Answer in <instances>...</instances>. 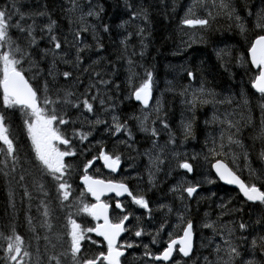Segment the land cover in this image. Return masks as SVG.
Listing matches in <instances>:
<instances>
[{"label":"snow or ice","instance_id":"snow-or-ice-1","mask_svg":"<svg viewBox=\"0 0 264 264\" xmlns=\"http://www.w3.org/2000/svg\"><path fill=\"white\" fill-rule=\"evenodd\" d=\"M203 0H194V4L189 7L188 12L181 24L189 28H206L210 21L208 18H199L194 12V8L201 6ZM71 7L67 9L68 13L75 15L77 12L79 16L73 21L69 19V23L76 22L80 25L73 33V41L71 46L76 48L75 61H69L65 59L61 53L64 50L65 45L69 44L67 37L63 40L56 34L55 20H52L49 16V23L41 29L45 35L41 36V39H47L48 47L41 49L37 55L39 60L33 59L34 49L38 47V40L35 34L36 29V17H43L48 15L46 11H33L29 13L21 12L17 6V0H11L9 5L0 8V100L5 110L7 109H18L24 117L23 123L27 132L28 139L31 142V152L34 155L37 170L40 174L39 179H43L45 175L52 177L56 183L57 198L61 203V207H64V202L69 201L73 195L72 185L65 179L70 166L65 162V157L75 156L74 150H67L72 148V141L67 137L60 126L67 127L69 124H75V120L66 119L68 109H73L83 114L84 112L96 114L95 102L98 100L99 104L103 107L111 97L105 98L101 91L102 85H109V81L102 78L100 72H95L93 66L84 68V72H92L95 79L90 78V82L85 88L83 93H75L67 89H57L55 91V98L49 95L52 89L49 86V81L45 79L43 85V97L40 95V89L34 87L33 83L26 78L23 64L28 62L30 64L29 71H33V79L44 73V69L41 68L40 61L47 60L49 56L52 57V61L47 68V77L51 78L54 83L59 75H62L65 80L72 79L73 73L71 71H64L60 73L57 69V63L62 61L65 64H73L74 67L79 68L82 66V53L89 45L84 44V48L76 47V45L83 42L82 33L89 31V27L92 28L95 33V26L87 25V17H99L103 11L101 6H96L95 9L92 7L85 13L81 8L78 0H71ZM212 8L216 10V14L226 15L230 20L235 19L237 27L240 32L246 33L247 29L241 22L242 18L236 14L235 8L232 6L230 0H213ZM250 15L252 13H249ZM143 15L145 21L148 19V13L146 10L141 9L140 12H133V18H138ZM212 11H209L208 16H212ZM19 19H15L16 17ZM256 16V27L264 30V8H261L255 13ZM26 19H31V24H25ZM15 30L18 35L14 38L12 35ZM104 31H109V26L104 25ZM141 32L144 29H140ZM93 39H96L95 34ZM128 37H125L121 41L124 45V51L127 53ZM97 47H103L102 44H97ZM134 55V53H132ZM143 55V53H141ZM218 55H220L218 53ZM247 56L250 58L251 65L258 70V75L255 76L251 81V87L255 92L259 93L260 99L264 100V35H257L255 40L250 44L247 49ZM124 58L123 56L121 57ZM243 65L245 63V57L242 54L237 61ZM98 62H93V65ZM128 77L127 82L129 84L130 95L135 98L136 101L142 105L141 114L138 116L131 117L137 121L140 131L150 133L151 137L159 136V129L155 127L157 121L162 125L164 130H168V141L165 145H160L156 139L152 141V148L145 152V156L148 159L147 172L149 177V183L153 182L155 172L160 170V166L165 163L161 159V155L164 153L165 148L168 144L175 143V134L170 130V126L165 117L161 116L162 106L159 100L156 102V106L153 108L150 104V100L153 98V85L154 78L151 71L146 70L144 77L139 78V84L136 83L138 74L134 70V61L131 57L127 58ZM189 77H194V73L189 71L187 73ZM77 79H79L77 77ZM119 87V86H117ZM95 89V94H93ZM180 95L187 97L189 95L187 89L182 91ZM191 99H186L185 103L190 106V109L194 112L197 105L215 103V93L206 90L203 86L200 89L194 90L191 94ZM211 97L212 99H207ZM223 103V101H221ZM231 103V100L227 101ZM248 101L244 100L246 106ZM262 112L261 126L259 130V138L264 140V103L260 105ZM107 111V109H105ZM155 114V119L152 118V114ZM231 114H225V119L219 121L222 125L219 138L213 137L211 139V147L208 149V155L205 156L207 160L209 156L215 159V163L211 166L215 169L216 175L220 180L227 184L238 186L240 192L243 193L247 201L259 202L264 205V191L261 187H258L256 183H245L240 178L236 171L229 167V164L225 162L228 156L232 157L233 162L237 159V152L233 149H242V141L237 138L240 131V122L229 119ZM246 122L251 121V116L242 117ZM151 120L152 126H149ZM219 118L213 116L212 122H217ZM87 123L91 127L103 124L102 121L97 118L92 121L85 117V121L81 122V127L84 123ZM207 123V121H206ZM194 117L188 120H181V131L184 139L193 137L194 135ZM235 128L236 131L232 132ZM107 131L110 135L115 136L118 133H126L128 138H132V131L128 127V122H121L120 118L116 115L112 116V124L108 127ZM91 135V132H85L79 129L73 128V137L79 136L80 141H85ZM100 143V142H97ZM118 144H127V141H118ZM61 146H65V150H62ZM131 147V145H129ZM227 149V150H226ZM0 154L4 156V159L0 161L4 168H9V160H11L10 171L14 172L19 157L17 155V147L14 144L13 139L10 135V129L6 125V116L3 112H0ZM245 160L248 158L247 152L241 153ZM260 157L264 159V150L261 151ZM103 160L104 166L115 172L121 163V155L116 153H109L103 146L99 148V156L93 157V160H89L84 164V174L80 177L83 182V190L80 193V197L76 202L69 207L74 208L75 212H69L66 217V224L64 226L65 232L57 235V240L63 241L65 237L68 241V249L66 255L71 256L72 264H122L121 258L125 255V250L133 248L134 245L131 242L119 243V238L122 233L129 231L126 227L125 222L131 217V213L124 214L114 222L110 217L109 203L104 202L101 199L107 193H115L116 197L127 194L131 197L132 203L145 209L148 212L149 218H151L152 209L150 202L145 198L144 195L134 194L129 186L124 182H113L112 180L97 179L88 175V169L93 164L94 160ZM173 159L176 161L175 167L177 169L185 170L187 173L194 171L193 164L189 162L187 158L181 159L180 153H174ZM196 159V157H192ZM5 176L9 173L5 171ZM250 176L255 179H264V172L257 173L255 170L249 169ZM24 180V176L20 177ZM39 179L34 178L33 184L44 196L48 193L44 191L45 185L39 182ZM211 182V181H209ZM188 185L185 187V185ZM197 185H192L187 180H181L170 189L173 193H179L177 199L181 202L185 200V193L187 198H192L197 192ZM264 186V185H262ZM86 194H90L94 199L95 203L85 202ZM13 193L9 192L11 199ZM24 195L31 200V194L27 188L24 191ZM40 207L43 208V221L41 227L51 230L52 225L48 222L50 215L49 208L45 201L42 199L37 211ZM159 209H167V213L174 211L173 207L166 204H160ZM115 208L119 209L121 213L125 212L124 205L117 200ZM188 211L187 205L184 204V210H176L178 224L176 228L182 231V235H174L169 233V240L167 246L163 249V252L156 255L154 259L156 261H170L173 257L174 251L178 249V253L182 254L183 257L191 258V254L194 250V225L191 219L186 217ZM86 215L96 221L94 227H82L81 223H78L73 218L74 215ZM207 215V213L205 214ZM28 224L30 227L33 225V218L29 216ZM137 221H140V217H136ZM102 221V223L100 222ZM256 223H264V220H257ZM164 224L160 225L156 235L153 237V243L157 242L159 233L164 230ZM205 228L212 229L214 235L219 236L220 242L215 244L213 249L215 259L210 260L205 257V264H257L255 259H243L241 251V245L236 240H243L247 244V238L243 235L244 232L248 231L250 225L243 220L240 222H232L228 225H222L217 227L215 222L205 223ZM32 231H35V227H32ZM240 232L239 237L236 236L237 232ZM90 233H95L96 236L102 237L103 242L106 243V251H99L98 254L92 256H83V242L91 241L92 244H97L96 240H92ZM136 237H142L144 235L143 227H138L134 233ZM6 242V253L7 261L9 264H25V258H29V264H31L29 251L25 250L24 239L21 235L17 234L14 230L11 235L0 236ZM45 239H48L46 236ZM259 247L264 252V235L253 237L251 241V248L253 251ZM145 256H151V252L148 251V246L144 245ZM50 261L55 260V264H61L58 257H49ZM179 264V261H177ZM264 264V261L260 262Z\"/></svg>","mask_w":264,"mask_h":264},{"label":"trees","instance_id":"trees-1","mask_svg":"<svg viewBox=\"0 0 264 264\" xmlns=\"http://www.w3.org/2000/svg\"><path fill=\"white\" fill-rule=\"evenodd\" d=\"M3 1L0 0V5ZM8 1L10 4L11 0ZM99 1L93 9L96 6L103 8L104 12L100 13L99 16V28L103 27V29L102 31L98 29L94 34L100 38L99 40L103 45V47H100L102 48L101 57L107 54V44H110L109 47H111L112 57L118 58V61L108 58L110 68L122 66L124 69L123 75L127 79L129 67L127 58L131 57L134 61V70L137 74L144 76L146 70L151 71L155 84H165L166 101L164 113L167 121L175 125L177 116L174 113V108L176 107L177 109L180 105L179 102L183 99L179 96L185 90L184 85L188 79L187 71L193 72V80L199 81L202 85L209 87L218 94L215 95V103L217 107L224 110L223 112L233 113V110H235L234 112L237 113V108L241 107L234 121L240 122L238 137L242 141L243 148L233 150L237 152V159L240 161H243V155L241 153L244 150L248 151L249 156L253 159L251 163L253 168L251 169L257 173L264 172V168L259 166L256 160V156L262 146L258 132L259 123L255 122L252 127L247 126L248 122L242 119V117L246 118L250 116V112L244 104L243 106L240 105L241 102H239V107L238 105L235 106L237 107L235 109H227L223 104L218 103L227 100L228 98L226 97L228 96L239 98L241 91H243L245 98L247 96L250 98L251 105H249V109H255V102L254 99L251 101V90L248 84L252 70L248 64L246 52L253 38L263 31L261 28L256 27L255 13L261 8H264V0H230L236 10V14L242 18L241 22L247 29V32L243 34L237 27L234 18L230 20L226 15L216 14V10L212 8L213 0H203L201 6L194 8L197 17L209 19V25L206 28L196 27L190 30L184 29L181 21L185 18L189 7L194 4V0ZM218 2L219 0H217ZM17 6L24 13L33 11H46L48 13L46 16L36 17L35 34L38 40V47L34 49L33 59L39 60L37 53L42 49V40L46 42V39H41V36L44 35L41 32V27L49 23V16L58 23L60 32L57 34L59 37L62 40L67 37L70 42V34L68 32L70 33L72 29L69 26L66 30L64 23H68L69 19L71 18L73 20V18L63 8V3L60 0H17ZM141 9L147 11V21H145L143 15L135 19L133 18V12H140ZM209 11H212V16H208ZM249 13L252 14L250 15ZM15 19H19V17L17 16ZM24 23L31 24L32 20L26 19ZM104 25L109 26V31H104ZM140 29H144V31L141 32ZM12 35L15 38L18 33L13 30ZM125 37H128L127 53L124 51V45L121 44V41ZM97 49V46L93 49L91 45L89 54L96 53ZM75 53L76 50H74V56L67 60L75 61ZM242 54L245 57V63L243 65L237 62ZM122 56L124 57L123 59L121 58ZM93 61L95 60L90 61L89 66L92 65ZM42 65L41 60L39 66ZM72 67L75 68V75L79 78H76L77 81H82L80 76L84 72V69L77 70L73 64ZM169 69L175 72V76H172L173 72H169ZM95 70V72H103V79L105 80H108V77H110V70L106 68L97 67ZM89 82L87 83L89 84ZM120 87L123 88L122 78ZM59 88L68 90L69 86L67 84ZM225 90L229 91V93L225 92ZM120 99H123V97H120ZM209 99L212 98L210 97ZM203 109L199 108L202 112L206 110L205 108ZM198 114L199 111L197 110L196 115ZM121 115L125 121H128L125 113ZM193 117L195 118V116ZM188 118L191 119L189 114L183 120H187ZM13 128L18 134V125L14 124ZM197 132L199 133L198 136L200 135V139L197 140L196 146H199L202 143L199 128L194 129V133L197 134ZM133 135L135 139H131V142L135 148L146 145L147 136L145 137L135 133ZM18 136L19 138L21 137V130ZM20 149L21 146L18 148V152H20ZM131 150L129 149V151ZM21 151L22 153H19L20 163H18V168L14 172L10 171L11 160H9L8 169L4 168L3 164H0V236L11 235L14 230L22 237L24 235L26 237L28 236L27 241L30 238L34 245L36 244L37 237L45 238L47 236L48 239L46 240L50 242L47 248H25V250L31 254V264H35L36 259L38 260V264H51L48 254L51 251L54 256L56 248H50L51 246H56L54 235H57V232L54 231L53 235L51 232L45 231L44 227L40 226L43 221V212L40 209L37 211V209L42 199L49 208L54 206L55 199L53 195L44 196L34 186L33 180L34 178L39 179L40 174L38 171L33 173V167L35 166L32 162H28L30 159L28 152H25L23 148ZM3 159L4 156L0 154V161ZM5 171L9 173L7 176L4 174ZM21 176H24V180L20 179ZM39 182L45 185V192L48 193L52 190L51 185L46 180L39 179ZM257 184L264 189V186H262L264 185V179H258ZM26 188L31 194V200L24 195ZM160 188L158 187L156 191L162 196L161 200L168 204L167 193L162 187ZM212 189H215L213 193L209 192L204 194L199 202H197L198 199L194 201V209L193 212L191 210V214L196 226H198L197 223L199 221L201 222L205 218H207L208 223L215 222L218 228L222 225L231 224L232 222L238 223L241 220L248 223L251 227L255 225L256 229L262 225V223L258 225L256 222L257 220L263 219V212L254 208L253 211H250L251 209L248 210L245 216L241 211L243 202L240 201L238 196L232 195L228 188L220 184L213 185ZM9 192L13 193L11 199ZM206 213L207 215H205ZM29 216L33 218V225L31 227L27 219ZM221 218H225L227 221H222ZM26 227L29 230H26ZM32 227H35V231H32ZM256 229V232H252L253 237L260 236V231ZM6 246V242L0 238V264H9L6 253L4 252ZM256 251L258 257L261 255L264 258V252L260 249H256ZM25 264H29L28 257L25 258Z\"/></svg>","mask_w":264,"mask_h":264},{"label":"rangeland","instance_id":"rangeland-1","mask_svg":"<svg viewBox=\"0 0 264 264\" xmlns=\"http://www.w3.org/2000/svg\"><path fill=\"white\" fill-rule=\"evenodd\" d=\"M6 5H9V1L8 0H4L2 3H1V5L0 6H2V7H5ZM63 5L64 6H66L67 7V9H69L70 7H71V3L68 1V0H63ZM102 29H103V27L101 28V31H102ZM109 45L110 44H107V48H106V51H107V54L99 61V65L101 66V68H106L107 70H110V74H111V76L112 77H115L116 75H117V72H118V70H119V68L117 69V67L116 66H114L112 69L110 68V62L108 61V58H110L111 60H115V61H118V58H116V57H112L113 56V54L111 53V51H110V48L111 47H109ZM154 51V50H153ZM45 63H46V69L48 68V66H49V64L51 63V61L50 60H45ZM95 68H97L96 66H93V70L95 69ZM169 72H173L172 73V76H175V72L174 71H171L170 69H169ZM108 73V72H107ZM104 77V76H103ZM75 84H77L76 82H70V85H72V86H74ZM156 85V90H155V94H156V99H157V97H158V95L159 94H163V96H165V94H166V92L164 91V89H165V84H160V85H157V84H155ZM122 86H123V88H129V84H128V82H127V79L125 78V76L123 75V77H122ZM187 86V88H188V90H189V95H188V97L187 98H185L184 97V99H182V102H183V104H185L186 105V103H185V100L186 99H191V93L194 91V90H197V89H200L201 88V86H203L206 90H210V91H212V92H214L215 93V91H213L212 89H210L209 87H207V86H205V85H202V83H200L199 81H195V80H193V79H190V81H189V83L186 85ZM123 88H119L118 90L116 89L114 92H113V95H114V97L117 99V100H119L120 99V97H124V96H126V92L125 91H121ZM168 90V89H167ZM225 92H227V93H229V91H226L225 90ZM241 96L239 97V98H236L235 97V101L238 103L239 101H241L242 99H243V91H241V94H240ZM232 97L233 96H231V97H226V98H228V100H231L232 99ZM207 99H209L210 97H206ZM155 99V100H156ZM166 101V100H165ZM156 102L157 101H154L153 102V104H152V107L154 108L155 106H156ZM182 102H179L180 103V105H179V107L176 109V107L174 108V113H175V115L177 116V117H179L181 120L184 118V117H186V115L187 114H189V116H199V115H196V114H193L192 113V111L190 110V109H188L187 107L186 108H184L183 106H182ZM232 102V101H231ZM212 103H209V104H203V105H200V104H198L197 105V107L198 108H201V109H203V108H205V109H208L209 107H210V105H211ZM241 106H243V104L241 103L240 104ZM190 107V106H189ZM204 110V109H203ZM136 115H137V113H136ZM152 118L153 119H155V115L154 116H152ZM219 118V120L214 124L209 118H204V120H205V123H206V121H207V123H206V125H205V129L204 130H208V131H210V133L213 135V136H215V135H218L219 134V131H218V126H217V124L218 123H220L219 121H222L223 119H225V113L223 114V118L220 116V117H218ZM133 120H135V119H133ZM202 120V119H201ZM201 120L199 121V119H198V117L196 118V119H194V124H193V129H195V128H200L201 127ZM128 122V121H127ZM175 123L176 124H178V125H181V121H179L178 119L176 120L175 119ZM149 125H151V120L149 121ZM129 128H131L132 127V132H133V134L135 133V134H139V135H141V136H147L148 137V133H145V132H142V131H140V129H139V126L138 125H136L135 124V122L133 123V126H132V120H130V126H128ZM201 129V128H200ZM149 138H147V141H146V145L148 144V140ZM201 139H202V143H200V145L199 146H197V148H204L205 149V151L204 152H201V155H207L208 154V149H209V147H211V145H210V143H209V141L207 140V138H206V134L204 133V131H203V133H202V131H201ZM129 145H131V147L134 145L132 142H131V140L129 141V143L127 144V146H126V149L127 148H130L129 147ZM152 148V147H151ZM130 150H131V148H130ZM197 151H198V149H197ZM199 152V151H198ZM174 153H180L181 154V151L178 149V150H176V151H174L173 153H171L170 154V156H171V158H173V154ZM200 153V152H199ZM143 155H145V153H142ZM184 155H186V152L184 153ZM186 158H188V157H186ZM145 169L144 170H146L147 171V165H148V159H147V157L145 156ZM179 181H181V179H179L178 181H177V183L179 182ZM177 183L175 184V185H177ZM178 193V192H177ZM161 203L162 204H166V205H168L167 203H165L163 200H161ZM167 220V219H166ZM166 220H165V222H166ZM162 221H164V217H160L159 218V220H158V222L160 223V222H162ZM207 222V218H205L203 221H199V223H197V225H200V226H202V225H204L205 223ZM202 229L203 230H205V227H203L202 226ZM214 239V238H213ZM214 242L216 243V241L214 240ZM247 248H242V246H241V251L242 252H244V250H246ZM35 264H38V260L36 259V261H35Z\"/></svg>","mask_w":264,"mask_h":264},{"label":"flooded vegetation","instance_id":"flooded-vegetation-1","mask_svg":"<svg viewBox=\"0 0 264 264\" xmlns=\"http://www.w3.org/2000/svg\"><path fill=\"white\" fill-rule=\"evenodd\" d=\"M103 146V145H101ZM99 146V148L101 147ZM107 145L103 146L106 147ZM99 148L97 149V154L99 153ZM91 170L94 171V167L93 165L91 166ZM104 173V172H103ZM104 177H107L109 179H114L116 181H124L122 179V177H120L119 175H115L113 177L109 176L108 174L104 173L103 175ZM126 182V181H124ZM131 187L132 185L127 182ZM137 185H141V182L137 181L136 182ZM105 202L109 203L111 205V209H113V207L115 208V203L116 201L113 199V197H106L105 198ZM130 211L129 213H131V217L130 220L128 222H126V227L129 229V231L125 232L120 238H119V243L123 244L125 242H131L133 243L134 247L133 248H129L126 249V251H139L141 250L140 247H142L143 245H150V243H152L153 241L151 239H149L148 235H143L142 237H136L134 235L136 229L138 227H143L144 225H147L148 228V232L150 234L153 233H157V230L160 228V225L164 223V221L162 222H158V218L155 216L153 219L147 221V219L142 215V208H140L139 206L135 205L132 203V200H130ZM92 203V201L90 202ZM145 210V209H144ZM153 214L156 215V213H154L152 211ZM120 217V214L116 213L115 215L112 216V220L114 222H116L118 220V218ZM136 217H140V221L138 222ZM159 217H163L162 214L159 215ZM101 222V221H100ZM81 223L82 227L87 228V227H94L96 224V221L93 220L91 217L88 216L87 218V223H83V222H79ZM92 238V240H96L98 243L97 244H92L91 241H87L88 244V248L87 251L92 252L93 254H98L99 251H106V243L103 242V240L100 237H97L94 233H90L89 234ZM142 238H144V240H142Z\"/></svg>","mask_w":264,"mask_h":264},{"label":"water","instance_id":"water-1","mask_svg":"<svg viewBox=\"0 0 264 264\" xmlns=\"http://www.w3.org/2000/svg\"><path fill=\"white\" fill-rule=\"evenodd\" d=\"M227 184V183H226ZM228 185H230V186H233V187H236V185H231V184H228ZM238 187V186H237Z\"/></svg>","mask_w":264,"mask_h":264},{"label":"bare ground","instance_id":"bare-ground-1","mask_svg":"<svg viewBox=\"0 0 264 264\" xmlns=\"http://www.w3.org/2000/svg\"><path fill=\"white\" fill-rule=\"evenodd\" d=\"M203 133V132H202Z\"/></svg>","mask_w":264,"mask_h":264}]
</instances>
